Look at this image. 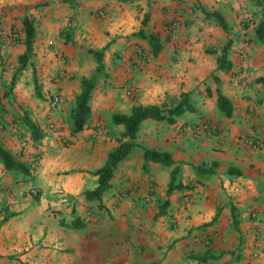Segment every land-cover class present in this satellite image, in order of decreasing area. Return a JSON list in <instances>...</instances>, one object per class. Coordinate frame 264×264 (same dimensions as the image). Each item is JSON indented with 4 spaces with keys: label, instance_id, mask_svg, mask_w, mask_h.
<instances>
[{
    "label": "crops",
    "instance_id": "obj_1",
    "mask_svg": "<svg viewBox=\"0 0 264 264\" xmlns=\"http://www.w3.org/2000/svg\"><path fill=\"white\" fill-rule=\"evenodd\" d=\"M23 17L34 20L32 54L9 85L26 50ZM172 18L176 41L163 28ZM262 20L264 0H0V148L24 167L8 169L0 157V264H264V150L237 136L264 137V44L255 34ZM149 34L158 38L155 54ZM134 44L147 52L137 69ZM224 47L228 69L218 63ZM90 79L89 112L73 131ZM131 84L134 96L126 94ZM51 93L62 98L57 111L49 110ZM182 98L192 109L173 122L144 119L109 186L88 198L96 172L125 140L113 116L136 105L169 109ZM200 120L214 135L190 131ZM144 149L169 153L172 164L144 159Z\"/></svg>",
    "mask_w": 264,
    "mask_h": 264
},
{
    "label": "trees",
    "instance_id": "obj_2",
    "mask_svg": "<svg viewBox=\"0 0 264 264\" xmlns=\"http://www.w3.org/2000/svg\"><path fill=\"white\" fill-rule=\"evenodd\" d=\"M207 14L208 15L211 14L215 16L219 24L224 29L226 28V24L223 18L217 12L207 13ZM22 27L25 33L24 45L26 47V50L22 55H20L19 61L21 66L23 67L25 66L32 52V46L35 36L33 19L29 17H23ZM255 34L258 37V39L264 44V20L260 21L259 24L257 25L255 29ZM141 35H143L142 32ZM146 37L148 38L152 46L153 54L157 53L159 49L158 38L153 34H149ZM225 50L226 47L223 48V54L221 55V57H218V63L220 67H224L228 69L229 63L225 62V55H224ZM93 53L98 59L100 58L101 52L93 51ZM82 84H83V91L77 98V104L73 115V131L81 130L84 125V122L89 112L87 99L89 97L90 90L94 85V80L93 79L83 80ZM217 106L227 116L231 114V110H232L231 104L229 100L221 93H218L217 95ZM191 109L192 107L188 104L187 100L185 98H182L177 105L169 109H162L159 106L136 105L132 107V111L129 115L115 114L113 116L114 123L124 125L125 130L123 132L122 137H124L125 140H120L119 144L108 154V159L106 164L102 168L98 169V171L96 172V174L98 175L99 184L95 190L86 193L87 197L90 199L98 198L100 197L103 190L109 186V181L112 178L113 171L116 165L118 164V162L124 159L128 155V153L134 148L135 143L133 142V140L136 137V132L138 130L140 123L144 119L146 118H152L155 120L166 119L168 122H173L176 116L180 115L182 112L186 110H191ZM143 155H144V159L146 160L156 161L163 165L172 164L171 155L167 152H159L156 150L144 149ZM0 157L4 161L6 168L24 169V167L21 164L15 162V160L12 158V156L8 151L1 148H0ZM174 175H175V170H172L170 189L172 188L171 183L174 181ZM75 226L82 227L83 225L80 224L77 219H75Z\"/></svg>",
    "mask_w": 264,
    "mask_h": 264
},
{
    "label": "built area",
    "instance_id": "obj_3",
    "mask_svg": "<svg viewBox=\"0 0 264 264\" xmlns=\"http://www.w3.org/2000/svg\"><path fill=\"white\" fill-rule=\"evenodd\" d=\"M100 16L103 17L104 13H100ZM179 20L177 18L169 19L164 24V33L165 37L168 38L171 41L177 40V29L179 27ZM147 57L146 50L139 44H134L132 46V51L130 53V65L137 69L140 68L143 63L145 62ZM138 88L131 84L126 89V94L128 96H134L138 92ZM62 104V98L59 93H51L48 96V106L50 111H57ZM96 126L100 127L99 123L96 124ZM0 128H2V125H0ZM190 131L196 135H203L204 137H209L214 135L216 127L208 122L207 120H200L197 123H194L193 125H190ZM47 131L49 133L56 131L55 123L52 119L47 124ZM238 138L244 141L247 145H249L252 148H256L259 150H264V137L255 134L254 132L249 133H238ZM24 145V144H23ZM40 166V155L34 159V171H36ZM30 192L35 193L36 189L32 188ZM187 202V201H186ZM94 212L92 210L88 211L86 213V217H93Z\"/></svg>",
    "mask_w": 264,
    "mask_h": 264
},
{
    "label": "rangeland",
    "instance_id": "obj_4",
    "mask_svg": "<svg viewBox=\"0 0 264 264\" xmlns=\"http://www.w3.org/2000/svg\"><path fill=\"white\" fill-rule=\"evenodd\" d=\"M33 22H34V20H33ZM14 28H11L10 29V34L11 35H14V34H16V31L15 30H13ZM141 32H142V30H140V31H138V33H140L141 34ZM61 37L63 38V39H69L70 38V35H71V33H70V31L68 30V28H65V29H63L62 31H61ZM6 38H8V36H5ZM2 39H4L3 38V36H2ZM33 49V48H32ZM31 54H32V52H31ZM31 56V55H30ZM30 56H29V58H30ZM21 65V64H20ZM24 67V66H23ZM22 66H21V68L20 69H18V72H19V70H21L22 68H23ZM16 73V75H14L13 77H12V79H11V81H10V84L9 85H14L15 83H17L19 80H20V72L19 73ZM37 75H34V77H36Z\"/></svg>",
    "mask_w": 264,
    "mask_h": 264
}]
</instances>
